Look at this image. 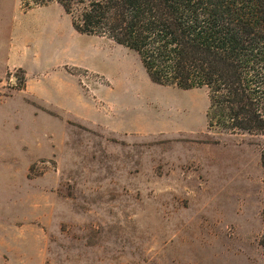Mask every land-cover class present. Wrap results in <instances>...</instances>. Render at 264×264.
<instances>
[{
    "label": "rangeland",
    "instance_id": "obj_1",
    "mask_svg": "<svg viewBox=\"0 0 264 264\" xmlns=\"http://www.w3.org/2000/svg\"><path fill=\"white\" fill-rule=\"evenodd\" d=\"M49 4L0 0V264H264V137L209 128L206 87L153 82ZM25 38L88 68L90 121L20 91Z\"/></svg>",
    "mask_w": 264,
    "mask_h": 264
},
{
    "label": "trees",
    "instance_id": "obj_2",
    "mask_svg": "<svg viewBox=\"0 0 264 264\" xmlns=\"http://www.w3.org/2000/svg\"><path fill=\"white\" fill-rule=\"evenodd\" d=\"M21 1L59 3L78 32L136 51L155 83L206 87L209 128L264 137V0Z\"/></svg>",
    "mask_w": 264,
    "mask_h": 264
},
{
    "label": "crops",
    "instance_id": "obj_3",
    "mask_svg": "<svg viewBox=\"0 0 264 264\" xmlns=\"http://www.w3.org/2000/svg\"><path fill=\"white\" fill-rule=\"evenodd\" d=\"M50 5L52 4L34 7L32 10L47 9L51 7ZM60 7L63 9L61 5ZM60 7L56 8L59 11L58 16L62 20L65 18L64 15L69 16L66 20L70 19L71 32L73 34L77 30L73 25L72 17L63 9L65 11L64 14L60 10ZM46 20L50 24H53L55 19L47 16ZM18 31L24 32L23 28L18 29ZM28 41L34 44L37 43L29 38H25V41L22 40L21 47L24 48L23 54L12 45L7 64V70L21 68L25 73V85L20 91L29 93L35 99L64 110L82 120L90 121L92 118L89 98L82 91L79 73L70 71L72 67L82 70H88V68L83 64L76 63L70 57L64 59L55 55V53H50V51L44 53L40 52L37 48L29 51L28 48L25 49L28 46ZM110 128L114 129V131L118 130L117 127L110 126Z\"/></svg>",
    "mask_w": 264,
    "mask_h": 264
}]
</instances>
